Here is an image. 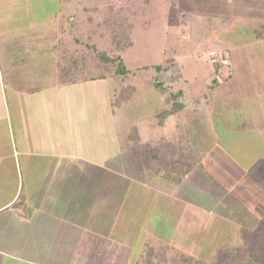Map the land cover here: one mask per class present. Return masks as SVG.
<instances>
[{
	"label": "rangeland",
	"instance_id": "rangeland-1",
	"mask_svg": "<svg viewBox=\"0 0 264 264\" xmlns=\"http://www.w3.org/2000/svg\"><path fill=\"white\" fill-rule=\"evenodd\" d=\"M167 1L39 0V13H7L0 23L2 84L16 140V111L25 112L26 155L18 156L25 192L36 194L34 207L52 200L82 210L69 231L44 230L57 239L42 247L43 255L60 256L56 264L73 253L93 264L113 254L114 264H133L150 238L224 264L227 253L242 248L241 226L264 206V177L246 172L254 157H264V22L235 0L224 14L232 22L199 11L214 7L198 0H179L168 12ZM116 14L134 24L133 44L121 53L129 74L54 84L80 45L115 52L111 27L97 25ZM127 84L136 88L132 97L110 105ZM30 87L39 90L32 100L25 97ZM176 92L183 108L160 126L157 113L170 108ZM132 125L137 145L126 141ZM164 143L174 150H155Z\"/></svg>",
	"mask_w": 264,
	"mask_h": 264
},
{
	"label": "crops",
	"instance_id": "crops-1",
	"mask_svg": "<svg viewBox=\"0 0 264 264\" xmlns=\"http://www.w3.org/2000/svg\"><path fill=\"white\" fill-rule=\"evenodd\" d=\"M178 1L179 0H174L175 4ZM198 1L202 4L201 6L207 4L214 7L212 9L210 8L211 10L198 9L199 11H202L203 13H211L213 16H218L220 17L218 18V21L221 22H224L225 19L229 22L234 21V19L230 17L224 18V14L228 13L227 7L230 5L234 6L228 0ZM235 1L241 6L243 4L248 6L249 9L247 10V13L248 11L251 12L250 18H257L256 22H264V0H248L247 2L243 0ZM166 2L168 1L166 0ZM191 2L192 0L188 1V6ZM183 3L184 1L180 0L178 4L184 5ZM167 5L168 12L169 4ZM257 7L262 9L260 11H256L255 8ZM180 8L187 15L189 14V9L185 8V6ZM226 9L227 12L225 11ZM13 12L24 13L26 17L30 13L31 15L33 13H39V0H0V23L5 19L7 13L11 14ZM206 21L209 22V19H206ZM230 77H228V79ZM54 84L59 87L74 85H60L56 82V80L54 81ZM42 91H44V89ZM38 94L39 90L30 87L27 88L25 97L32 100L35 95L38 97ZM6 97L5 88L2 84L0 65V264H56V262L59 261L60 256L54 255L51 250V255H43V246L50 245V247H54L57 245V239H54L53 236L47 237L44 234V230L48 229L49 225L53 230L56 228H64L69 231L70 227L75 225L76 213L79 212L81 208L71 212L69 205L60 207L59 204L52 203V200L39 202V207H34V205H36V201L34 200L36 194L33 190L36 191V186L30 189L33 193L25 192L27 183L24 184V177H21V169L18 161L19 155H26V139H24L25 112H22L23 110L16 111L20 121V126L17 128L18 130H21L22 134L21 137L18 136V140H16L13 124L10 120L11 111L8 107ZM29 148L31 149V146H29ZM40 148V145H38L37 149L39 150ZM254 158H256L257 161L252 165V167L260 166L261 169L259 168V172L252 169V174L251 171L249 172L246 170V172L254 176L261 174V177H264V157L259 159L258 157ZM250 166L251 165H247L246 169ZM14 169L16 170V174H14V172L12 173ZM255 172H257L258 175H256ZM248 176L249 175H246L245 177ZM41 181L45 182V187L41 186L42 189H40V191H44L45 193L48 192V187L51 184V178L49 179V177H46V180ZM66 183L68 182L66 181ZM81 188H83V186H81ZM82 236L83 238L85 237V235ZM57 253L59 254V252ZM85 255L86 254H82L77 257L75 253H73V256H71L70 259H67L68 262L66 260L64 262L67 264H74L76 263V258H78L81 260L78 264H93ZM105 255L102 258L103 260L105 259ZM114 262L115 255L113 254L111 257L110 255L108 256V259L104 264H114ZM100 263H102V260L98 262V264Z\"/></svg>",
	"mask_w": 264,
	"mask_h": 264
},
{
	"label": "trees",
	"instance_id": "trees-1",
	"mask_svg": "<svg viewBox=\"0 0 264 264\" xmlns=\"http://www.w3.org/2000/svg\"><path fill=\"white\" fill-rule=\"evenodd\" d=\"M174 8L175 2L171 0L169 3V11H172ZM109 10L112 11V7ZM99 26L111 27L110 41L115 48V52L109 53L105 49L96 48L95 44L87 45V47L89 46L87 50L83 48L84 46L80 45V47L69 52L70 54L65 59V63L60 66L57 73L58 84H78L85 81L106 79L112 75L127 76L129 74V69L125 66L121 53L133 44L131 30L134 28V24L129 22L124 16L116 14L115 16H106L105 19L98 23L97 30ZM105 33L106 31L103 30L101 36H104ZM93 34H95V31H93ZM213 65L215 72H218L219 65L217 63ZM154 67L159 71L164 65L159 64ZM156 82H158L159 86H163L161 80L156 79ZM135 90L134 85H124V87L119 89L114 103L110 105L120 107L122 103L132 97ZM178 95V92L171 93L170 97L173 103L170 108L163 109L157 113L160 126L163 124L166 116L176 114L183 108L182 102L177 101ZM129 130L126 135V141L137 145L140 138L137 127L132 125ZM160 146L155 150L162 147L168 148V150H174L169 143H164ZM152 164L156 166L157 161H153ZM176 168L182 171L183 165L179 164ZM252 169L254 170V167L250 166L246 170L252 172ZM160 177L163 176L160 175ZM209 215L212 216L213 212ZM249 221H251L250 226H241L239 229L242 230V248H236L233 252L227 253L224 264H264V206L258 209L255 216H251ZM229 238L235 239L234 234H230ZM150 239L145 240L143 248L139 251L133 264H214L207 263L192 255H186L180 250H176L173 244H169L160 238L158 239L159 246L157 247L154 245L155 241H150ZM227 241L224 243L226 247L229 244ZM172 251H174L172 254L168 253ZM166 254H169V259L165 257Z\"/></svg>",
	"mask_w": 264,
	"mask_h": 264
}]
</instances>
